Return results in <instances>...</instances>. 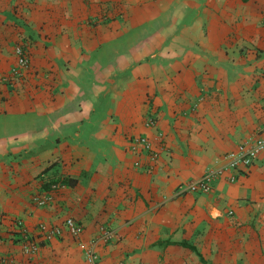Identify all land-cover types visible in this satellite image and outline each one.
Segmentation results:
<instances>
[{"label":"crops","instance_id":"obj_1","mask_svg":"<svg viewBox=\"0 0 264 264\" xmlns=\"http://www.w3.org/2000/svg\"><path fill=\"white\" fill-rule=\"evenodd\" d=\"M17 44L30 69L3 82ZM252 138L264 0H0V264H89L94 241L98 264H264V149L178 194Z\"/></svg>","mask_w":264,"mask_h":264},{"label":"built area","instance_id":"obj_2","mask_svg":"<svg viewBox=\"0 0 264 264\" xmlns=\"http://www.w3.org/2000/svg\"><path fill=\"white\" fill-rule=\"evenodd\" d=\"M15 52V63L10 69V73L7 76H4L1 81L8 82L10 79L24 77L31 66V59L27 47L17 44L14 49ZM147 124L149 126H155L156 120L153 118L148 119ZM161 136V133H160ZM264 149V142L258 139H249L241 143L236 151L226 154L228 162L225 166L216 168L205 173L198 180H191L184 183L178 190L180 193H209L214 187V181L219 177L223 176L225 173L230 172L228 176L229 182H234L237 179V176L243 172H246L250 166L254 163L259 152ZM132 150L139 155L145 153L149 162L153 164L158 161L160 157V152L155 149L154 143L151 139L146 136L134 137L132 139ZM138 162L137 164H139ZM152 168V165L149 166V169ZM39 204H44L43 200L38 201ZM64 227L74 235L79 236L82 227L79 223L75 221L74 218L69 217L65 220ZM46 234L48 238L59 237L64 231L63 226H51L47 230L43 225L40 227ZM46 230V231H45ZM113 232L105 231V239H109L113 236ZM28 245H32L30 242ZM86 257L89 264H98V255L96 253V241L86 249Z\"/></svg>","mask_w":264,"mask_h":264},{"label":"trees","instance_id":"obj_3","mask_svg":"<svg viewBox=\"0 0 264 264\" xmlns=\"http://www.w3.org/2000/svg\"><path fill=\"white\" fill-rule=\"evenodd\" d=\"M65 182H68L69 184H74L76 181L74 179H65Z\"/></svg>","mask_w":264,"mask_h":264}]
</instances>
